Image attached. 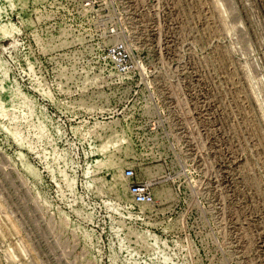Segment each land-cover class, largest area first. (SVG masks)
Returning <instances> with one entry per match:
<instances>
[{"label":"rangeland","instance_id":"obj_1","mask_svg":"<svg viewBox=\"0 0 264 264\" xmlns=\"http://www.w3.org/2000/svg\"><path fill=\"white\" fill-rule=\"evenodd\" d=\"M0 264H264V0H0Z\"/></svg>","mask_w":264,"mask_h":264},{"label":"built area","instance_id":"obj_2","mask_svg":"<svg viewBox=\"0 0 264 264\" xmlns=\"http://www.w3.org/2000/svg\"><path fill=\"white\" fill-rule=\"evenodd\" d=\"M84 6H94L97 0H80ZM110 32L116 34L115 27H110ZM106 55L112 60L116 61L119 71H125L128 68L127 59L129 53L127 47L122 40H116L106 48ZM123 173L127 178L134 176V170L130 166L123 169ZM128 192L132 196L135 203L147 204L152 201V194L148 189L147 182H132L128 185Z\"/></svg>","mask_w":264,"mask_h":264}]
</instances>
